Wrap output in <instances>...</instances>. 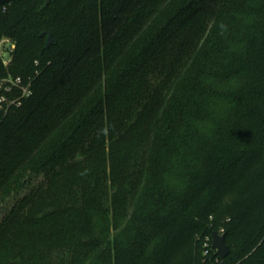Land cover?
<instances>
[{
    "label": "trees",
    "instance_id": "trees-1",
    "mask_svg": "<svg viewBox=\"0 0 264 264\" xmlns=\"http://www.w3.org/2000/svg\"><path fill=\"white\" fill-rule=\"evenodd\" d=\"M0 85V264H264V0H17Z\"/></svg>",
    "mask_w": 264,
    "mask_h": 264
},
{
    "label": "rangeland",
    "instance_id": "rangeland-1",
    "mask_svg": "<svg viewBox=\"0 0 264 264\" xmlns=\"http://www.w3.org/2000/svg\"><path fill=\"white\" fill-rule=\"evenodd\" d=\"M14 45V42L11 39H6L1 47V55L4 60V62H7L10 58V55L8 54V50ZM27 90V87L23 86L19 92L21 91L22 96L24 95L25 91ZM18 94V92H17ZM160 157L157 154H154L152 156V168L153 171L157 170L160 167ZM43 180V177H40L36 179L33 183V186H37L41 181ZM28 187L26 190L21 192L20 194L14 195L6 205H4L2 208H0V222L2 219L7 215L9 211L13 208V206L23 197H25L28 193H30L32 187Z\"/></svg>",
    "mask_w": 264,
    "mask_h": 264
},
{
    "label": "water",
    "instance_id": "water-1",
    "mask_svg": "<svg viewBox=\"0 0 264 264\" xmlns=\"http://www.w3.org/2000/svg\"><path fill=\"white\" fill-rule=\"evenodd\" d=\"M17 0H0V7L6 6L11 4ZM52 0H47V4H49ZM47 33H43L41 36H46ZM54 45V39L51 35H48L47 44L45 49L49 50ZM212 247L216 250V255L221 258H227L230 254V249L226 244V237L225 235H221L217 232H214L212 235Z\"/></svg>",
    "mask_w": 264,
    "mask_h": 264
},
{
    "label": "built area",
    "instance_id": "built-area-1",
    "mask_svg": "<svg viewBox=\"0 0 264 264\" xmlns=\"http://www.w3.org/2000/svg\"><path fill=\"white\" fill-rule=\"evenodd\" d=\"M4 43V42H3ZM15 48V46L13 45L9 50H8V54L10 55L13 51V49ZM10 60V59H9ZM8 60V61H9ZM8 61L7 62H4L6 65L8 64ZM21 83V81H18L17 84L19 85ZM16 84V85H17ZM2 86L0 85V90H1ZM7 91H11V90H7ZM31 93L26 90L25 93H24V96H30ZM8 104V100L3 96V95H0V111H2L4 109V106ZM213 249V247H212ZM214 250V249H213ZM216 251V250H215ZM208 255V252L206 253ZM217 256V255H216Z\"/></svg>",
    "mask_w": 264,
    "mask_h": 264
}]
</instances>
